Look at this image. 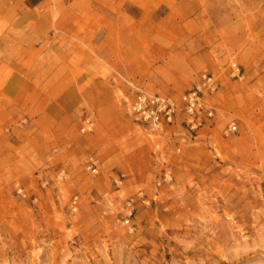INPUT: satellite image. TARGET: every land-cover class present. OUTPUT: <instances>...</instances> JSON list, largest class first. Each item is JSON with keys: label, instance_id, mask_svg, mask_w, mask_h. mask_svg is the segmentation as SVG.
Wrapping results in <instances>:
<instances>
[{"label": "rangeland", "instance_id": "obj_1", "mask_svg": "<svg viewBox=\"0 0 264 264\" xmlns=\"http://www.w3.org/2000/svg\"><path fill=\"white\" fill-rule=\"evenodd\" d=\"M0 264H264V0H0Z\"/></svg>", "mask_w": 264, "mask_h": 264}, {"label": "built area", "instance_id": "obj_2", "mask_svg": "<svg viewBox=\"0 0 264 264\" xmlns=\"http://www.w3.org/2000/svg\"><path fill=\"white\" fill-rule=\"evenodd\" d=\"M183 102L188 116L194 118L197 110L200 108L198 97L195 93L188 94L183 98ZM131 110L138 114L143 121L158 126L161 124L160 116H162L163 120H166L167 123L171 121L174 113V106L169 99L158 97L150 98L144 95H139L131 105ZM234 129L235 128H233V130ZM95 171L96 169L93 167L92 172Z\"/></svg>", "mask_w": 264, "mask_h": 264}, {"label": "crops", "instance_id": "obj_3", "mask_svg": "<svg viewBox=\"0 0 264 264\" xmlns=\"http://www.w3.org/2000/svg\"><path fill=\"white\" fill-rule=\"evenodd\" d=\"M48 0H24V8L27 13H32L37 10L43 4H45ZM10 82H14L11 80Z\"/></svg>", "mask_w": 264, "mask_h": 264}]
</instances>
